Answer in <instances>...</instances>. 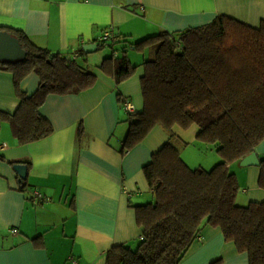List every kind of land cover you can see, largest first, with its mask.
Returning a JSON list of instances; mask_svg holds the SVG:
<instances>
[{
    "label": "crops",
    "instance_id": "obj_1",
    "mask_svg": "<svg viewBox=\"0 0 264 264\" xmlns=\"http://www.w3.org/2000/svg\"><path fill=\"white\" fill-rule=\"evenodd\" d=\"M218 14L259 26L264 0H0V28L21 30L37 45L61 53L95 44L109 26L116 35L142 38L199 26ZM140 66L120 83L95 66L92 87L77 94L49 95L40 112L54 131L45 138L18 144L10 125H1L0 264H105L111 248L138 241L142 228L134 206L149 202L152 194L143 168L162 145L179 137L171 138L164 127L155 126L122 153L129 113L140 112L144 105ZM39 82L33 73L22 80L21 88L31 93ZM118 93L133 111L120 103ZM18 102L12 73L0 70V109L14 111ZM185 152L181 150V156ZM253 153L250 164L243 163L244 157L236 161L249 167L248 186L244 195H237L238 206L264 199L255 163L264 158V140ZM16 161L27 165L25 190L20 189L15 163H10ZM243 176L242 170L236 174L245 185ZM34 189L49 196L50 204L34 203ZM36 237L39 245L33 241ZM216 261L249 264V257L224 238L220 227L205 224L181 264Z\"/></svg>",
    "mask_w": 264,
    "mask_h": 264
},
{
    "label": "trees",
    "instance_id": "obj_2",
    "mask_svg": "<svg viewBox=\"0 0 264 264\" xmlns=\"http://www.w3.org/2000/svg\"><path fill=\"white\" fill-rule=\"evenodd\" d=\"M0 30L16 36L26 53L23 59L0 60V70L13 75L19 101L14 111L0 109V127L7 122L18 144L31 143L54 131L40 112L47 97L77 94L92 87L97 76L80 62L87 61L83 48L75 51L74 58L75 52H52L37 45L21 30ZM99 38L97 50L127 42L124 52L135 48L148 53L140 78L143 109L129 113L122 153L133 149L155 126L164 127L172 138L174 126L187 129L195 124L197 138L214 145L221 156L204 172L188 166L170 139L153 153L143 170L154 200L134 206L143 238L134 249L127 243L111 248L105 264H181L205 224L220 227L226 240L248 254L249 264H264V199L238 206L240 186L229 167L264 140V21L251 26L218 14L199 26L161 30L136 41L124 35ZM115 52L104 57L98 68L120 83L137 66L126 54ZM33 73L40 82L28 93L21 82ZM118 100L125 102L120 93ZM259 167L258 181L264 188V158ZM25 186L24 181L20 189ZM39 240L33 239L36 245Z\"/></svg>",
    "mask_w": 264,
    "mask_h": 264
},
{
    "label": "rangeland",
    "instance_id": "obj_3",
    "mask_svg": "<svg viewBox=\"0 0 264 264\" xmlns=\"http://www.w3.org/2000/svg\"><path fill=\"white\" fill-rule=\"evenodd\" d=\"M127 37L130 41H136V40L141 39V37H138V35H135V34H134V36L128 35ZM126 46H128L127 42H119V43L115 44L114 47L105 46L104 48L97 50L93 54H90V55L87 54L86 55V58L88 56L87 61L84 58L85 60L81 59L80 62L84 63L85 66L89 67V69L91 71H93L95 66L98 67L99 63L101 62V60L104 57L112 55L114 53V50H115L116 55L122 56L123 54H126L127 57L129 58V60L132 62V64L137 66V68L134 72V74H135L139 70L142 69L141 68L142 66H140V65L142 64L144 59L147 57L148 53L147 52H145V53L139 52L138 50H135V48L134 49L130 48L127 50V52H124V49ZM198 130H199V128L195 124L191 125L187 129H183L179 126H174L172 129V132L174 133L175 137H177V135L179 137L176 139H173L172 143L175 146L177 145L176 147L180 151L183 149H186V152L181 157L186 162V164L188 166H190L191 168H201L204 172H207V171L211 170V168H213L218 162L221 161V156L216 151V148L214 147V145L206 144L197 138L196 133L198 132ZM185 142H188V143H185ZM215 158H216V160H219L218 162L216 161V163H214ZM257 167L260 170V167L259 166H257ZM248 168L249 167L239 166V164L236 163V161L232 162V165H231V171L232 172H234L238 175L239 170L244 171L243 180L245 182V185L242 184L241 177L238 178V182L240 181L239 182L240 191H239L238 195H244V189L243 188H247V186H248V181H247L248 180V175H247ZM259 173H260V171H259ZM258 177H259V174H258ZM256 183H257L258 188L264 192V188L260 186L258 178L256 180ZM148 198L150 201L154 200L153 194H150ZM237 198H236V202H238ZM138 243H139V240L130 244L131 248H133V249L136 248Z\"/></svg>",
    "mask_w": 264,
    "mask_h": 264
},
{
    "label": "water",
    "instance_id": "obj_4",
    "mask_svg": "<svg viewBox=\"0 0 264 264\" xmlns=\"http://www.w3.org/2000/svg\"><path fill=\"white\" fill-rule=\"evenodd\" d=\"M96 48V44H87L83 47L84 51L87 53ZM25 55V50L21 47L16 36L12 35L7 30H0V60H19L23 59ZM254 157L255 154L253 152L248 154L244 157L243 163H252L250 160ZM255 163L260 164L258 161ZM13 168L18 174V182L22 184L27 177V165L25 163L18 162L13 165Z\"/></svg>",
    "mask_w": 264,
    "mask_h": 264
},
{
    "label": "built area",
    "instance_id": "obj_5",
    "mask_svg": "<svg viewBox=\"0 0 264 264\" xmlns=\"http://www.w3.org/2000/svg\"><path fill=\"white\" fill-rule=\"evenodd\" d=\"M115 38L116 37V34L114 33L113 31V28L111 26L107 27L105 29V31L103 32V35L99 38V40H110V38ZM72 56L74 58H76L78 56V53L75 52L72 54ZM130 111H133V108L131 107V105L128 103V102H124L123 103ZM30 198L31 200L36 203V204H42V205H49L50 202H51V198L45 194H43L41 191L39 190H32L31 193H30ZM11 231L13 233H16L17 230L14 228V229H11ZM142 235H140V237L138 239H142Z\"/></svg>",
    "mask_w": 264,
    "mask_h": 264
}]
</instances>
